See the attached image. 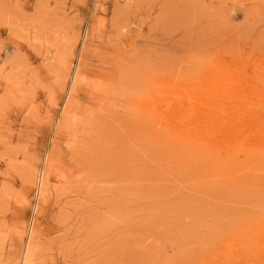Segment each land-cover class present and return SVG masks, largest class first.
<instances>
[{
  "label": "rangeland",
  "instance_id": "1",
  "mask_svg": "<svg viewBox=\"0 0 264 264\" xmlns=\"http://www.w3.org/2000/svg\"><path fill=\"white\" fill-rule=\"evenodd\" d=\"M0 264H264V0H0Z\"/></svg>",
  "mask_w": 264,
  "mask_h": 264
},
{
  "label": "bare ground",
  "instance_id": "2",
  "mask_svg": "<svg viewBox=\"0 0 264 264\" xmlns=\"http://www.w3.org/2000/svg\"><path fill=\"white\" fill-rule=\"evenodd\" d=\"M59 54V53H58ZM58 57V56H57ZM68 71V70H67ZM61 72V71H60ZM68 73V72H67ZM66 75V74H65Z\"/></svg>",
  "mask_w": 264,
  "mask_h": 264
}]
</instances>
